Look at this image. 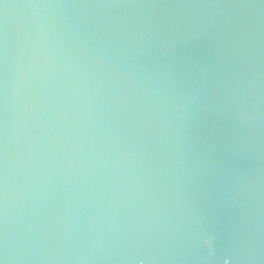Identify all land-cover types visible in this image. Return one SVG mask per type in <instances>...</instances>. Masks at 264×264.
Segmentation results:
<instances>
[{"label":"water","instance_id":"water-1","mask_svg":"<svg viewBox=\"0 0 264 264\" xmlns=\"http://www.w3.org/2000/svg\"><path fill=\"white\" fill-rule=\"evenodd\" d=\"M226 261L264 264V0H0V264Z\"/></svg>","mask_w":264,"mask_h":264},{"label":"clouds","instance_id":"clouds-1","mask_svg":"<svg viewBox=\"0 0 264 264\" xmlns=\"http://www.w3.org/2000/svg\"><path fill=\"white\" fill-rule=\"evenodd\" d=\"M209 239H210V238H206V239H205V242L208 243V242H209ZM225 264H227V261L225 262Z\"/></svg>","mask_w":264,"mask_h":264}]
</instances>
